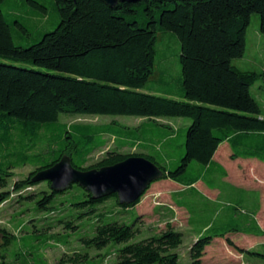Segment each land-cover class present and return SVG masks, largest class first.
Segmentation results:
<instances>
[{
    "label": "trees",
    "instance_id": "16d2710c",
    "mask_svg": "<svg viewBox=\"0 0 264 264\" xmlns=\"http://www.w3.org/2000/svg\"><path fill=\"white\" fill-rule=\"evenodd\" d=\"M4 1L0 0V4ZM30 1L37 8L30 16L40 21L48 19L46 6ZM55 7L59 14L57 25L51 31L40 30L35 38L18 19L9 21L0 7V203L13 193L24 201L39 195L37 209L54 211L53 204L60 193L49 190L50 182L44 181L48 189L25 196L23 191L43 182H34V175L53 166L65 154L81 170L144 156L164 170L161 179L184 186L183 194L192 192L202 198L206 196L195 187L199 182L211 190H223L228 171L215 160L222 144L229 145L233 159L264 162L263 110L251 93L264 72L243 70L233 64L235 58L245 54L246 30L253 13L259 14L264 35V0H142L123 2L117 8L101 0H55ZM14 24L31 35L26 46L15 42ZM161 30L174 33L180 42L182 79L177 85L165 79L159 86L149 85ZM61 113L131 115L144 120L137 126H118L117 121L96 125L75 122L62 126L57 135V128L51 130L50 126ZM167 117H187L191 123L174 128L160 122ZM144 129L157 130L160 135L145 134ZM43 133L49 138L46 152L37 150ZM110 139L115 147L86 166ZM123 148L138 151L126 153ZM173 150L182 153L175 157ZM193 162L198 165L197 172L189 175ZM173 163L174 167L166 165ZM26 165L35 169L12 182L13 170ZM74 187L85 197L77 205H96L108 198L94 199L78 184L71 186ZM112 196L124 207H134L142 198L135 204L121 205L117 195ZM179 204L187 208L189 223L198 234L190 247L188 264H205L206 248L216 238L230 241L228 235L234 233L264 235L256 219L258 207L243 212L239 204L229 205L228 216L216 225L218 217L199 218L195 214L197 209L189 197ZM239 213H247L246 218L238 219L240 222L231 227ZM53 224L50 222L48 228H54ZM55 224L72 227L73 222L63 218L55 220ZM199 226L200 230L195 229ZM0 234L5 238L1 245H10L15 238L2 227ZM135 234L134 225L99 220L95 235L83 241L102 248L110 242H128ZM184 236L169 223L159 235L121 247L116 264H180L175 250ZM240 251L264 260V253ZM76 256L70 260L78 262L80 255ZM6 258L0 252V264H8Z\"/></svg>",
    "mask_w": 264,
    "mask_h": 264
},
{
    "label": "rangeland",
    "instance_id": "374dc122",
    "mask_svg": "<svg viewBox=\"0 0 264 264\" xmlns=\"http://www.w3.org/2000/svg\"><path fill=\"white\" fill-rule=\"evenodd\" d=\"M34 1L46 6L48 19L40 21L39 18L30 16L37 10L30 0H5L0 4L8 20L18 19L33 34V38L40 30H53L57 25V16L59 17L55 7V0ZM12 31L17 44L26 46L31 41V35L23 32L15 24ZM156 49L154 76L149 81V85L159 86L162 83L160 80L164 81V79L177 85L178 81L182 79V69L179 61L180 42L178 38L172 32L161 30L158 34ZM10 62L15 63L14 61ZM15 64L42 71L61 73L38 67L31 63ZM233 64L243 70L264 72V35L260 31V16L257 13L251 15L250 23L246 30L245 54L243 57L235 58ZM251 93L259 101L264 115V76L251 87ZM143 120L144 118L131 115L81 116L61 113L58 121L51 125L50 129L55 130L57 128L58 135L62 132V126L75 122L96 125L117 121L119 123L118 126H137ZM160 122L170 124L176 128L189 125L191 120L187 117H167L162 118ZM143 132L145 134L160 135L157 130L151 132L144 129ZM42 135L44 136L38 140L37 150L46 152L50 148L49 138L45 133ZM225 146L227 147L226 150L229 151L226 153V157L222 159L228 171V176L223 179L225 187L223 186L221 191L218 189L211 191L205 184L199 183L196 188L206 197H198L192 192L191 194L189 192L188 195L191 205L197 209L195 214L199 218L214 219L218 217V220H216L218 222L215 223L217 225L224 220V217L228 216L229 205L239 204L243 212L246 210L248 212L254 211L258 207L259 211L256 219L259 227L264 231V165L261 164L263 162L257 159L239 158L247 161L232 160L231 157L229 158L231 151L229 145L224 143L220 148ZM114 147L115 143L110 139L108 145L96 152L86 166L102 158L107 150ZM221 149L224 150V148ZM122 151L132 153L137 152L138 149L123 148ZM172 153L175 157H179L182 152L173 150ZM166 165L174 167L176 164ZM197 166L196 162L192 163L189 175L196 174ZM34 169L31 165L14 169L12 182L25 178ZM175 184L170 179H161L152 183L148 191L142 196L141 205H138L140 201L134 207L119 206L113 196L96 205L88 203L77 205L78 202H83L85 197L81 191L77 190L78 187L69 188L58 195L53 204L54 211L52 212L48 210L39 211L37 209L39 195L34 199L24 201L16 196L17 193H13L9 200L0 203V227L13 233L15 238L12 239L10 245H1L5 238L0 234V252L7 256L8 264H116L121 247L159 235L170 223L176 230L185 233L183 243L175 251L180 255V264H188L191 262L190 247L198 237V234L188 225L187 213L176 202L178 192L184 187ZM73 186H77V184ZM45 189L48 188L43 181L38 185H34L31 189L23 191V195ZM49 190L51 189L49 188ZM160 204H162L161 207L163 209L157 210L155 207ZM169 205L177 208L174 207L176 209L175 212L169 208ZM214 209L219 210V212L215 214L213 212ZM246 214L239 213L237 219L232 221L233 225L231 227H235L234 224L239 223V220H244ZM63 218H68L72 221V227H65L64 224H55V220H62ZM231 219L229 216L228 220L230 222ZM99 220L103 222L116 220L134 225L136 234L128 242H110L102 248L88 246L83 240L92 238L95 235V226ZM50 222H54V228H48ZM195 229L200 230L201 228L199 226V228ZM209 234L208 232L205 235ZM228 237L231 242L226 241L225 238H216L206 248L205 264H264L262 258L244 254L240 251V248H242L264 253V235L255 236L234 233L228 235ZM76 254L80 255L79 261H71L70 258L77 257Z\"/></svg>",
    "mask_w": 264,
    "mask_h": 264
},
{
    "label": "water",
    "instance_id": "95a60500",
    "mask_svg": "<svg viewBox=\"0 0 264 264\" xmlns=\"http://www.w3.org/2000/svg\"><path fill=\"white\" fill-rule=\"evenodd\" d=\"M101 1L111 8H117L123 2L134 3L142 0ZM163 175L164 170L144 156H130L100 169L81 170L73 165L70 155L65 154L53 166L38 171L33 181H48L51 190L58 193L78 184L94 199L117 195L121 205H131L137 203L149 186L160 180Z\"/></svg>",
    "mask_w": 264,
    "mask_h": 264
},
{
    "label": "crops",
    "instance_id": "0c3cea01",
    "mask_svg": "<svg viewBox=\"0 0 264 264\" xmlns=\"http://www.w3.org/2000/svg\"><path fill=\"white\" fill-rule=\"evenodd\" d=\"M263 117H264V115H263ZM183 126H188V125H183ZM176 128H180V127H176ZM221 148H224V150L223 149H221ZM220 149H219V151L216 153V155H215V160L216 161H218V162H220L224 167H225V163H224V161L222 160L224 157H226V153L227 152H229V151H227L226 149H227V147L225 146V147H221ZM220 152H222L221 154H219ZM231 157V151H230V153H229V158ZM232 158V157H231ZM241 159H246V158H241ZM247 159H255V158H247ZM232 160H237V161H247V160H240L239 158H237V159H233L232 158ZM258 160V159H257ZM252 161H254V160H252ZM260 161V160H259ZM258 161V162H259ZM262 162V161H261ZM261 162H259V163H261ZM261 164H263L264 165V162L263 163H261ZM226 178V177H225ZM224 178V179H225ZM176 183V182H175ZM199 183H203V182H199ZM199 183H197L196 184V186L199 184ZM173 184V183H172ZM204 184V183H203ZM175 185H180V184H178V183H176ZM181 187H184V186H182V185H180ZM195 186V187H196ZM185 187L182 189V190H180L179 192H178V195L176 196V202H177V204H179L181 201H183V200H186V197H188V194H183L185 191ZM199 191V190H198ZM212 191V190H211ZM200 192V191H199ZM201 193V192H200ZM204 195V194H203ZM141 203H142V201L138 204V205H141ZM180 205V204H179ZM162 204H160L159 206H157V207H155L157 210H160V209H163L162 207ZM175 206H173V205H169V208L171 209V210H173L174 212H175V210L177 209L176 207V209L174 208ZM174 208V209H173ZM180 208H183L184 210H185V212L187 213V223H188V225L191 227V228H193L191 225H190V223H189V219H190V213L188 212V210H187V208L185 207V206H181L180 205ZM256 217H257V215H256ZM197 239V238H196ZM195 239V240H196Z\"/></svg>",
    "mask_w": 264,
    "mask_h": 264
}]
</instances>
